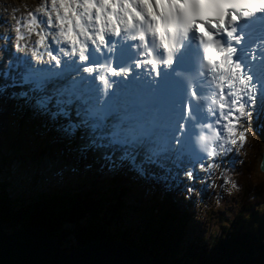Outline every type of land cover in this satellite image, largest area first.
Segmentation results:
<instances>
[{
	"label": "snow or ice",
	"instance_id": "obj_1",
	"mask_svg": "<svg viewBox=\"0 0 264 264\" xmlns=\"http://www.w3.org/2000/svg\"><path fill=\"white\" fill-rule=\"evenodd\" d=\"M50 3L51 12L42 6L45 18L30 12L31 19L25 25L42 29L39 36H44L43 44L47 46L44 52L38 53L31 47L27 49L30 56L21 54L24 51L19 43L12 44L11 36L3 38L8 43L0 45V76L7 83L0 84V92L18 89L12 97L24 109L41 117L46 127H54L64 137L79 139L81 152H100L105 161L101 167L106 166L108 174L127 167L141 179L160 182L168 191L179 189L183 196L185 191L192 192L193 187L182 188L180 177L200 179L195 174L196 165L210 168L215 159L204 164L205 154L210 158L220 154L215 147L196 149L194 138L195 142L199 138L208 145L217 141V147L231 153L230 146L245 144L248 122L253 125V132L257 128L264 131V104L257 111L258 86L243 72L240 63L233 60L236 52L233 44L240 43L234 35V25L241 19L264 13V0H50ZM102 3L127 4L130 9L127 23L132 27L123 30L114 27L123 24L114 17L111 23L96 29L85 23L83 11H76L92 5L88 13V20L92 21L93 10L96 16ZM145 5L151 7L150 13ZM256 5L260 6L251 10ZM158 22L173 25V33L165 31L161 36L155 30ZM52 28L56 31L50 33L51 40L45 43L46 31ZM15 31L16 41L23 39L19 27ZM190 34L201 50L202 59L198 75L189 78V96L201 105L205 119L213 114L212 107L205 109V101L211 97V104L221 110L218 119L229 121L222 129L213 130L210 123L192 119L187 103L183 115L177 118L171 86L158 81L159 69L171 65L173 56ZM54 36L62 37L58 45ZM35 48L39 49L36 44ZM130 53L134 57L131 60ZM117 59L122 66H113ZM193 79L201 83L199 97L193 91ZM189 120L191 132L187 128ZM237 125L241 130H237ZM204 128L211 131V136L197 132ZM223 134L227 139H222ZM229 163L235 160L229 159ZM53 166L54 163L47 164L42 173ZM55 175H61V171L57 170ZM9 179L15 182L28 178L14 164L0 174V180ZM63 231L67 234L66 243L77 241L73 225H64Z\"/></svg>",
	"mask_w": 264,
	"mask_h": 264
},
{
	"label": "trees",
	"instance_id": "obj_2",
	"mask_svg": "<svg viewBox=\"0 0 264 264\" xmlns=\"http://www.w3.org/2000/svg\"><path fill=\"white\" fill-rule=\"evenodd\" d=\"M12 99L7 97V106ZM25 114L32 112L25 110ZM241 148L249 162L238 168L227 165L222 177L234 180L242 196L233 222L222 226L223 234L217 240L208 241L187 231L194 207L190 202L192 192H184L190 201L186 207L181 206L174 198L179 189L168 191L160 182L141 179L134 171L143 187L152 188L155 184L157 190L135 195L140 190L125 187L120 176L116 181L113 178L104 182L94 177L87 183L88 191L76 186V192L69 188L34 197H8V183L1 182L0 220L6 230L41 225L68 250L107 239L132 246L157 264H264V218L260 216L256 225L248 223L249 216L255 217L258 209L264 207V173L258 170L264 147ZM104 185L108 187L104 189ZM128 197H134L130 205L124 201ZM64 225H73L77 230L75 243L64 241Z\"/></svg>",
	"mask_w": 264,
	"mask_h": 264
},
{
	"label": "rangeland",
	"instance_id": "obj_3",
	"mask_svg": "<svg viewBox=\"0 0 264 264\" xmlns=\"http://www.w3.org/2000/svg\"><path fill=\"white\" fill-rule=\"evenodd\" d=\"M11 1L12 12L10 8L5 7L7 2L2 3L4 10H0V45L8 43V41L3 39L6 36L12 37V44H20L24 40V32L27 30L25 25L31 19L29 14H27L30 12H28L26 7H30L32 4L37 7L36 2L30 3L29 1V4L23 7L24 3H28L26 0ZM43 7L50 12L51 7L49 4L45 3ZM82 11L83 9L78 12ZM25 14L28 15L27 19H24ZM33 15L45 18L43 13H33ZM53 17H55V14ZM92 17L94 21L95 11H93ZM53 21L55 20L53 19ZM114 26L120 27L123 25ZM17 27H19L20 34L23 37L19 42L15 39ZM41 30V28H37L34 32H31L35 34V40ZM55 31V28L46 31L47 39H45V43L51 40L50 33ZM89 31L91 32L92 29H89ZM44 51L45 49L42 47L41 52ZM4 83H7V81L0 76V84ZM15 91L17 89L8 88L0 92V174H3L6 169H10L14 164H18L20 171L28 179H17L15 182L11 179L0 180V183L6 182L10 187H7L8 189L5 188L8 197L23 195L24 197H34L60 190L64 191L69 188L76 192V186L88 191L87 183L94 177L104 182L111 181L113 178L116 181V178L120 176L124 179L125 183L123 185L125 187H131L132 190L137 192L140 190L139 193L135 192V195H146L153 189L157 190L158 187L155 184H152V188L143 187L140 181H137L138 178L135 173H132L127 167L121 168L115 174H108V171H103L102 165L99 166L98 162L104 160L101 158V153L99 154L97 151L89 150L75 155L70 149V145L73 146V144L69 141V138L56 132L54 127H46L41 117L33 115V113L25 114L26 109L21 106V102L18 99L13 98V101L7 106V103H9L7 97ZM248 127L249 132L246 134L247 139L244 145H249L250 149L263 148L264 131L257 128L253 132V125L250 122H248ZM237 130H241L239 125H237ZM224 139H227V137L225 136ZM76 140L78 143L79 139ZM72 141L76 146V141L74 139ZM230 147H232L231 153H226L221 148L219 149L220 154L215 158L214 164L218 167L215 169L201 167L200 173H195L200 179L188 180L186 176L180 177L183 182L181 187L189 185L193 187L192 193L194 195L190 198L191 201L185 199L187 197L185 194L183 196L180 194L175 195L174 197L175 201L178 202L177 204L181 206L186 207L185 204L189 201L193 204L194 207L188 221L187 231H193V234L208 241L217 240L223 234L222 226H228L233 222L238 201L242 196L240 191L226 192L225 189L230 187L231 182L228 185L224 184L225 177L221 175L227 165L238 168L244 162H249L247 154L243 151L245 149L241 150L242 148L238 144ZM237 148L240 150L239 153L236 151ZM229 159H234L235 163L230 164ZM101 161L100 163H102ZM49 163H54L57 168L53 166L42 173L41 170ZM92 164L94 165L92 166ZM72 169H75V171H72ZM57 170L61 171L60 176L55 175ZM132 180L134 181L133 183H131ZM107 187V185H104V189ZM158 198H162L161 195ZM128 199L124 200L128 205L134 202V197H128ZM260 216L264 218V207L258 209L255 216L257 218L249 216L251 219H248V223L256 225ZM125 221L128 223L127 220Z\"/></svg>",
	"mask_w": 264,
	"mask_h": 264
},
{
	"label": "water",
	"instance_id": "obj_4",
	"mask_svg": "<svg viewBox=\"0 0 264 264\" xmlns=\"http://www.w3.org/2000/svg\"><path fill=\"white\" fill-rule=\"evenodd\" d=\"M264 173V149L258 163ZM0 220V264H157L146 254L116 240H93L67 249L41 225L6 230Z\"/></svg>",
	"mask_w": 264,
	"mask_h": 264
},
{
	"label": "clouds",
	"instance_id": "obj_5",
	"mask_svg": "<svg viewBox=\"0 0 264 264\" xmlns=\"http://www.w3.org/2000/svg\"><path fill=\"white\" fill-rule=\"evenodd\" d=\"M260 5H256L254 6L253 9L251 10H255V7H259ZM92 5H85L83 12L85 15V22L89 23L91 25H93L96 29H101L103 28V26L105 24H109L113 21L114 17L117 18L120 21H123V27L125 28H131L132 25L127 23V11L130 10L129 6L127 4H123V5H117L115 3H102L99 7V9L96 11V16H95V20L93 21H89L88 20V13L90 12V10L92 9ZM145 7H147L148 12H151V7L145 5ZM166 7V6H165ZM35 11L38 13H43V7H36ZM103 14V15H101ZM222 22V19H221ZM139 23V21H138ZM145 26H146V22H145ZM27 30L29 32H34L35 29L38 28V26L35 27H29L26 26ZM155 30L157 33H159L161 36L163 35V33L165 31L169 32L170 34L173 33V25L171 24H167V25H161L159 22L156 24L155 26ZM69 36H71V30L69 28ZM54 41L57 43V45L59 44L60 40L62 39V37H58V36H54L53 37ZM43 40H44V36L40 35L38 36V38L34 41V43L37 45L38 48H46L47 46L45 44H43ZM19 42V41H17ZM31 49V45H29V50ZM21 51H24V48L20 49ZM35 55V54H34ZM47 55V54H45ZM47 62V61H45ZM196 143L197 145L202 149V150H207V148L209 147L208 144H205L203 142H201L199 140V138L196 139ZM236 151L239 153V148L236 149ZM216 167H218L217 165H211L210 169H215ZM72 171H75V169H72ZM221 175H223V173H221ZM60 176V175H58ZM230 183L229 179L226 177L224 180V184L228 185ZM239 191V188L237 187L236 183L234 180L231 181L230 183V187L226 188L225 191L226 192H231V191ZM185 199H187V197H185Z\"/></svg>",
	"mask_w": 264,
	"mask_h": 264
},
{
	"label": "bare ground",
	"instance_id": "obj_6",
	"mask_svg": "<svg viewBox=\"0 0 264 264\" xmlns=\"http://www.w3.org/2000/svg\"><path fill=\"white\" fill-rule=\"evenodd\" d=\"M29 1H30V3H32V2H36L37 3V7H40V6H44L45 5V3L46 4H49V6L51 7V3H50V0H34V1H32V0H26V2H28V3H24V5H23V7H25L26 5H28L29 4ZM7 2V4H6V6L5 7H8V8H10L11 9V12H12V7H11V4H12V1L11 0H0V10H4V5L2 4V3H6ZM9 5H10V7H9ZM27 8V10H28V12H31V11H33V12H31V13H37L36 11H35V8H36V6L34 5V4H32L30 7H26ZM79 11V10H82L81 8H77L76 9V11ZM6 11V10H5ZM94 11V10H93ZM50 12H51V10H50ZM11 14V13H10ZM27 14H29V13H27ZM54 16V14H52V18L55 20V17H53ZM24 19H27L28 18V15H24ZM24 34H25V37H24V40H22L21 42H20V45L25 49L24 50V53H21V54H27V55H29L30 56V53L27 51V49L29 48V45H31V47L34 49V50H36L38 53H41V51H42V47L41 48H39V49H36L35 48V43H34V41H35V34H32L31 32H29L28 30H26L25 32H24ZM106 35V34H105ZM45 39H47V36L45 35ZM44 60L45 61H47L48 60V57L47 56H44ZM17 91H18V89H17ZM9 93V92H8ZM11 96V95H10ZM258 111V110H257ZM259 112V111H258ZM75 140L76 141V143H77V138H69V141H71L72 142V144H73V146L72 145H70V149L72 150V152H74L75 153V155H77L79 152H81L80 151V144H81V141L79 140L78 141V143L76 144V146H75V144H74V142L72 141V140ZM41 143V142H40ZM75 149V150H74ZM70 151V150H69ZM98 152V151H97ZM99 154H100V152H99ZM79 155V154H78ZM89 160H91L90 158H89ZM101 161V160H100ZM100 161L98 162V165L100 166V165H105V161H101L102 163H100ZM94 164H92V166H93ZM96 166H97V164H96ZM201 168V167H200ZM41 170V169H40ZM103 171H107V167L105 166V167H103V169H102ZM104 173V172H103ZM103 173H101L102 175H104ZM197 174H198V172H196ZM101 177V176H100ZM103 179H106V178H103ZM127 204V203H126ZM125 204V205H126ZM184 229V228H183Z\"/></svg>",
	"mask_w": 264,
	"mask_h": 264
}]
</instances>
